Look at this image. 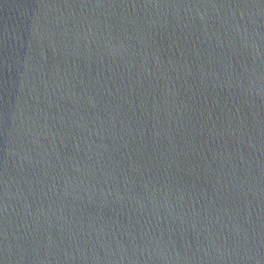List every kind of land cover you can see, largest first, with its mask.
Instances as JSON below:
<instances>
[{
    "label": "water",
    "instance_id": "95a60500",
    "mask_svg": "<svg viewBox=\"0 0 264 264\" xmlns=\"http://www.w3.org/2000/svg\"><path fill=\"white\" fill-rule=\"evenodd\" d=\"M0 264H264V0H0Z\"/></svg>",
    "mask_w": 264,
    "mask_h": 264
}]
</instances>
